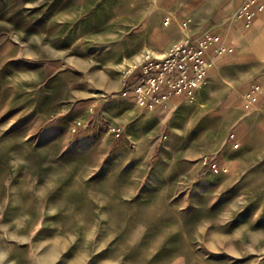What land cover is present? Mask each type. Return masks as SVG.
<instances>
[{"label":"rangeland","instance_id":"rangeland-1","mask_svg":"<svg viewBox=\"0 0 264 264\" xmlns=\"http://www.w3.org/2000/svg\"><path fill=\"white\" fill-rule=\"evenodd\" d=\"M242 2L0 0V264H264V176L205 163L238 149L264 22L241 24L193 96L147 110L120 95L164 38Z\"/></svg>","mask_w":264,"mask_h":264},{"label":"built area","instance_id":"built-area-1","mask_svg":"<svg viewBox=\"0 0 264 264\" xmlns=\"http://www.w3.org/2000/svg\"><path fill=\"white\" fill-rule=\"evenodd\" d=\"M264 10V0H244L229 16L232 22H242L250 27L258 12ZM170 18L165 20L168 24ZM190 20L180 23L187 29ZM235 49L233 39L224 40L220 24H214L197 36H187L185 40L173 44L166 55L146 54L132 68L126 70L122 77L120 95L136 102L147 110L166 105L172 97L193 96L204 84L207 76L217 65L221 55L232 53ZM264 87V80H258L243 94L247 108L255 105L258 93ZM234 137V134L231 135ZM234 141L233 146L239 147ZM205 163L216 171H228V167L219 160L205 157Z\"/></svg>","mask_w":264,"mask_h":264},{"label":"crops","instance_id":"crops-1","mask_svg":"<svg viewBox=\"0 0 264 264\" xmlns=\"http://www.w3.org/2000/svg\"><path fill=\"white\" fill-rule=\"evenodd\" d=\"M234 10H231L226 15L224 14V16L218 21H215L214 24L221 25L224 40L233 39L236 44V39L240 41L242 40V36L239 33V30L242 27V22H232L229 20V16ZM254 20V23H252L254 25L264 22V10L258 12ZM226 25H228V27L225 28ZM236 27L238 29H235L234 31V28ZM155 29L157 31L159 30L156 25ZM174 32L175 36L179 37V34H177L178 30H174ZM231 33H233L234 36ZM164 40V51L161 52L159 56L166 55L169 44L171 43L167 42L165 38ZM171 99L173 100V97ZM241 110L242 113L237 135L240 144L238 149L235 150L234 148H229L227 150L228 155L222 158L219 157V162L228 167V171L222 173L228 174L229 176L241 175V177H249L251 175L264 176V87L258 93V99L255 105L251 108H247L244 105ZM235 151H238L239 160L235 159Z\"/></svg>","mask_w":264,"mask_h":264},{"label":"bare ground","instance_id":"bare-ground-1","mask_svg":"<svg viewBox=\"0 0 264 264\" xmlns=\"http://www.w3.org/2000/svg\"><path fill=\"white\" fill-rule=\"evenodd\" d=\"M17 222H19L20 223V221L18 220ZM45 257H48V256H45Z\"/></svg>","mask_w":264,"mask_h":264}]
</instances>
